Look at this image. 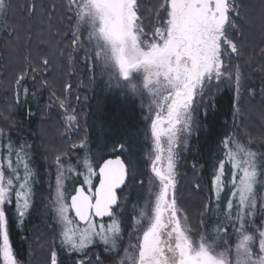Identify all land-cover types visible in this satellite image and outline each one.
<instances>
[{"label": "snow or ice", "instance_id": "obj_1", "mask_svg": "<svg viewBox=\"0 0 264 264\" xmlns=\"http://www.w3.org/2000/svg\"><path fill=\"white\" fill-rule=\"evenodd\" d=\"M141 5L142 0H50L39 5L32 0L23 6L21 23L9 25L12 2L0 0L5 46L27 50L12 82V103L0 111V264H28L14 250L10 224L27 239L25 225L37 208L38 186L45 183L42 212L55 232L49 264H64L58 251L72 264H264V152L253 150L251 138L244 143L234 131L223 132L198 229L189 226L177 199L183 154L209 119L219 118L220 100L227 95L235 129L245 102L242 93L247 92L249 102L256 95L243 67L251 60H233L247 54L257 32L264 43V0L258 5L247 0H156L147 20ZM45 30L50 39L43 38ZM34 33L47 50L33 52ZM54 58L74 72L83 71L96 99L94 112L72 106L71 84L64 86L63 95L56 93L49 79ZM45 90L50 93L47 108L60 109L69 144L51 161L54 177L47 168L42 177L33 145L17 143L12 136L18 125L14 111L25 106L24 117L31 120L37 113L30 102ZM260 96L264 104V87ZM113 97L128 115L121 108L110 112L107 101ZM137 106L145 142L139 155L132 116ZM93 134L96 141H109L104 147L114 155L96 159ZM77 149L83 155L73 163L70 154ZM192 168L197 170L196 162ZM136 188L143 195L126 222ZM212 215L216 222L209 232L205 221ZM257 216L262 217L259 223Z\"/></svg>", "mask_w": 264, "mask_h": 264}, {"label": "trees", "instance_id": "obj_2", "mask_svg": "<svg viewBox=\"0 0 264 264\" xmlns=\"http://www.w3.org/2000/svg\"><path fill=\"white\" fill-rule=\"evenodd\" d=\"M144 0H142L143 2ZM13 5V10L8 21L9 25L12 23L20 24L21 23V11L23 6L27 3H31L32 0H11ZM50 0H37V4H47ZM59 2V0H57ZM247 2L258 5L259 0H247ZM156 3V0H155ZM144 9L148 8V4L142 3ZM25 27L27 25V21H24ZM21 41H23V30L20 32ZM43 38L45 40L50 39L48 32L45 30L43 33ZM39 39L37 35H33L32 41V49L33 52L37 50V48L47 50L45 45L39 44ZM7 44V33L0 29V111H5L6 107L12 103L13 96V80L14 77L18 74L21 67L24 65L23 57L27 55V50L25 48H18L16 51H13L10 48H7L5 45ZM264 47V43H262V37L259 32H257L253 37H251L248 46H247V54L241 57L239 60H233V63H238L241 61H249L251 60V64L245 63L243 65L245 69V75L248 77L246 80V84L255 88L256 95L249 102L247 99V92L244 93V97H246L245 104L242 105L243 116L245 118L250 117V113L253 111V114L257 115L256 117H250L251 120L249 124L245 123L243 119L238 116L235 120L237 127L235 129L232 128V117L228 114L227 108V95H224L223 99L220 100V109L221 113L218 119L213 120L209 119L208 127L205 130H201L198 136H193L191 140V150L187 151L185 156L183 157V165L180 167L185 171V174L194 170L192 168V164L194 162L197 163V170H195L196 176L199 184V188L194 187V185H190V183L181 184V191L179 196V203L182 208L187 207L189 205V212H187V216L190 221H188L189 226H192L195 229L200 227L201 220V212L203 210V205L208 202L209 197L211 196V178H212V165L215 162L216 157L220 154L217 148V143L220 140L224 131H228L231 134L233 131L237 135V137L241 140V142L246 143L249 138L252 139L253 143L251 147L253 150H257L263 152V147L261 146L262 139L264 138V104L261 103L260 89L264 87V71L261 70L262 65H264V55L260 53V48ZM55 69L50 75V81H54V90L58 95L64 94V86L66 84H71L73 87L71 88V92L76 91L75 96L81 97V94L84 93L85 97H89L88 100L80 99L77 101L75 105L78 110H82L85 112H94L96 99L93 97V92L87 86V77L83 74L82 70L73 71L66 64H62L59 60L54 58ZM67 81V83H65ZM81 81H84L81 84ZM29 87L32 88L33 85L31 81H29ZM78 93V94H77ZM72 93H70L71 96ZM230 94V93H229ZM74 95V94H73ZM50 93L45 90L38 93L37 100L31 101L30 106L33 112H36L37 115L32 117L31 120H28L24 117L25 106H21L16 109L13 115L17 118L18 125L15 129H12L13 139L17 141V143L26 140L27 142L33 145L32 152L35 158V162L41 170L42 177L44 170L47 168V156L45 154V149H53V144L59 146L58 150L53 151L54 153L60 150H67L69 148V144L66 139H63V142L60 141L62 136L63 123L59 118L60 109L53 107L49 110L47 106L50 103L49 100ZM74 97V96H73ZM69 99H71L69 97ZM84 100V102L82 101ZM72 104V103H71ZM88 105L92 107L89 108ZM109 110L112 111L114 108L109 106ZM259 108V109H258ZM249 109V112L245 113V110ZM47 111L48 115L42 117V113ZM249 113V115H248ZM125 115V114H124ZM261 118V119H259ZM133 120L138 126V132L141 134V141L139 142L140 148H137V154L139 155L141 148L145 147V142L143 139L142 131L144 128V123L140 118V109L137 106L135 113H133ZM227 121V129L223 127L224 122ZM92 119H89V123H92ZM244 122V124H243ZM62 129V130H61ZM41 130L43 134H41ZM64 136V135H63ZM73 141H76L78 137L74 134L72 137ZM60 141V142H59ZM62 142V143H61ZM93 142L96 144V147H93L92 151L95 154L97 147H104V144L109 142H103L100 140L98 144L96 142L95 134H93ZM261 144V145H260ZM52 153H50L51 155ZM71 155V160L75 163L82 155V151L77 149L73 151ZM51 157V156H50ZM54 158V154L52 155ZM111 157V156H109ZM141 166H143L144 161L141 158L140 160ZM200 165H203V168H200ZM229 179V177H228ZM46 188V183L38 186V195H37V208L34 210L33 215L30 220L26 223L24 233L27 236V239H23L21 235L18 233L14 224H10V238L13 244L14 250L17 254L28 262V264H49V256L50 250L46 249L41 250L40 243L41 236L47 237V239H51L50 244L51 247L54 245V237L55 232L53 228L50 226L51 221H47V223H43L41 221V216L39 214L41 208V202L44 196V191ZM139 188L133 189V191ZM141 190V189H140ZM188 195L192 196V200H189ZM260 195L264 196V187L260 188ZM183 200H185L183 202ZM213 206L215 207L214 201ZM224 203L221 204V210L224 208ZM132 212V211H131ZM191 213V214H188ZM192 216V217H191ZM194 219V220H193ZM262 217L257 216L256 220L259 223ZM107 221V220H106ZM216 222V216H209L205 221L209 232H211ZM128 237L127 234L124 236L123 245L127 246ZM52 249V248H51ZM34 253H33V252ZM31 252L34 255L33 261L31 260ZM58 255L60 259L64 261V264H72V261L68 259L62 251H58ZM33 258V257H32Z\"/></svg>", "mask_w": 264, "mask_h": 264}, {"label": "rangeland", "instance_id": "obj_3", "mask_svg": "<svg viewBox=\"0 0 264 264\" xmlns=\"http://www.w3.org/2000/svg\"><path fill=\"white\" fill-rule=\"evenodd\" d=\"M142 3H145V4H148L147 6H148V8L147 9H144L145 7H143V5H141V11L145 14V17H146V20L147 19H150L151 17H150V12H149V10L155 5V0H144ZM65 83H67V81L65 82ZM0 86L2 87V85L0 84ZM70 93H72L71 94V96H70V103H72V105L74 104H76V103H78V102H76V100H75V94H76V91L74 90L73 92H71V90H70ZM244 93L245 92H243L242 93V95L244 96ZM74 94V95H73ZM78 94V93H77ZM246 94V93H245ZM74 96V97H73ZM85 96L86 95H84V93H82L81 94V97H80V99H84L85 100ZM84 100H82L83 102H84ZM245 100H246V97H245ZM246 102H244L242 105H244ZM107 104L109 105V106H111V107H113L114 109H117V108H121V110H122V112H123V114H125V115H128V113H127V111L126 110H123L122 109V106H121V103H120V99L119 98H117V97H113V98H110L108 101H107ZM113 109V110H114ZM259 109V108H258ZM243 111V110H242ZM111 112V111H110ZM246 112H249V109H246L245 110V113ZM243 112L240 114V117L243 119V121L247 124H249V122H250V120H251V118L252 117H256L257 115H255V114H253V111L250 113V117H248V118H245L243 115ZM248 115H249V113H248ZM132 116H133V114H132ZM59 118H60V120H61V122H59L60 123V125L62 124V119H61V117H60V115H59ZM259 119H261V118H259ZM244 122H243V124H244ZM0 126H3V124H2V122H0ZM264 128V126H262V129ZM13 129H15V128H13ZM62 130V129H61ZM63 132H62V136H61V139H60V141H62L63 142V139L65 138L64 136H63V133H64V130H62ZM44 132V131H43ZM43 132H42V130H41V134H43ZM193 138V137H192ZM59 141V142H60ZM141 141V134H139V136H138V144H139V142ZM61 142V143H62ZM98 144L100 143V141H96ZM103 142H107V140H103ZM107 143H110V142H107ZM260 143H262V147H263V152H264V138L262 139V142H260ZM53 149H45V154H46V156H47V160L45 161V162H47V165H48V169L51 171V173H52V176L54 177L55 176V166L54 165H52L51 164V161L54 159L53 157H52V155L54 154V157H55V154L57 153H54L53 151H57L58 149L57 148H59V146H56V145H54L53 144ZM50 153H52L51 155H50ZM73 153V152H72ZM70 154V157H71V155H73V154ZM185 154H186V152L183 154V157L185 156ZM112 155H114V154H112V153H110L105 147H102L101 146V148H99V147H97V149H96V151H95V156H96V159H99L100 157H104V156H112ZM51 156V157H50ZM182 161H183V159L181 160V162H180V167L183 165V163H182ZM179 184H178V189H177V199H178V201H179V196H180V191H181V187H180V185L181 184H188V183H190V185H194V187H196L197 186V182L196 181H198V179H197V176H196V173H195V170H192L191 172H189V173H187V174H185V171L184 170H182L181 168H180V176H179ZM229 179H230V177H229ZM143 195V192H142V190H140V189H137V190H135V191H132V195H131V203L128 205V208H127V211H126V213H125V221L127 222V219H128V216H129V214L131 213V211H132V206H133V204H136L138 201H137V197L138 196H142ZM48 196V188H47V184H46V188H45V191H44V196H41L42 198H43V200L46 198ZM188 198H190L189 200H192V196L191 195H188ZM42 200V201H43ZM185 200H183V202H184ZM139 203H142V200L141 201H139ZM181 204H182V202H181ZM181 204H180V206H181ZM182 207V206H181ZM42 209H43V203L41 202V208H40V212H39V214H40V216H41V221H43V223H47V221H51L50 220V218H49V215H47V214H45V213H43L42 212ZM190 208H189V205L187 206V207H184V209L183 210H186V211H190L189 210ZM185 212V211H184ZM185 213H187V212H185ZM188 214H191V213H188ZM187 215V214H186ZM192 217V216H191ZM191 219H189V217H188V221H190ZM194 220V219H193ZM45 223V224H46ZM189 224V223H188ZM190 227H192V226H190ZM193 228V227H192ZM194 230H195V228H193ZM44 236V235H43ZM43 236H41V241H40V243L39 242H37L36 244H37V246H38V244L40 245V248H41V250H45L46 251V249H49V250H51V244H50V241H51V239H47V237L45 236V237H43ZM33 252V251H32ZM31 252V260L33 261V259H34V255H33V253ZM50 252V251H49ZM33 257V258H32Z\"/></svg>", "mask_w": 264, "mask_h": 264}, {"label": "water", "instance_id": "obj_4", "mask_svg": "<svg viewBox=\"0 0 264 264\" xmlns=\"http://www.w3.org/2000/svg\"><path fill=\"white\" fill-rule=\"evenodd\" d=\"M108 218H105V220H107Z\"/></svg>", "mask_w": 264, "mask_h": 264}]
</instances>
